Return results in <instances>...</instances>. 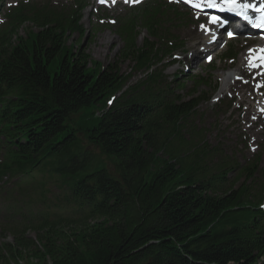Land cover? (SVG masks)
Instances as JSON below:
<instances>
[{
  "label": "trees",
  "instance_id": "16d2710c",
  "mask_svg": "<svg viewBox=\"0 0 264 264\" xmlns=\"http://www.w3.org/2000/svg\"><path fill=\"white\" fill-rule=\"evenodd\" d=\"M82 2L21 3L0 25V183L31 209L0 264H264L261 157L240 165L194 126L208 80L185 98L158 68L183 47L174 23L152 4L121 23L120 59L146 72L131 84L86 54Z\"/></svg>",
  "mask_w": 264,
  "mask_h": 264
},
{
  "label": "rangeland",
  "instance_id": "374dc122",
  "mask_svg": "<svg viewBox=\"0 0 264 264\" xmlns=\"http://www.w3.org/2000/svg\"><path fill=\"white\" fill-rule=\"evenodd\" d=\"M24 1H32L35 3H42V0H0L2 4L0 10V23L2 22V16L6 14L8 7L13 6L14 3ZM53 7L58 9L69 8L72 0H49ZM90 3V0H88ZM153 3L156 2L152 0ZM160 1V0H159ZM167 4H171L165 0H161ZM92 2V0H91ZM131 12H128L127 8L119 7L113 11H107L105 9L96 10L95 8L85 9L82 13V28L86 32V36L81 40V45L84 48L86 54L91 57V61L100 63L104 68H107L115 63H117L118 68L121 73L125 76H132L131 82L139 81L143 74H135L132 71L134 63L124 60L121 58V53L124 48V42L121 36L118 34L119 25L128 19ZM196 17H189L187 23L183 25V28L178 30V35L181 40L186 42L184 52L181 54V65H175L174 67L169 68L165 76L168 79V82L171 83L174 81L175 76L183 71H187L190 66V61L192 55L194 56L197 51V45L195 41L202 38L200 36V31L197 29ZM109 19H114L117 21V24L113 27H110ZM30 28H32L30 26ZM28 29V26L25 30ZM33 31H37V28H32ZM24 35V32H21ZM138 47L143 45V40L148 39L146 31L144 29L138 30ZM79 38L74 36L71 39V42L77 43ZM244 41L241 38H237L229 44L227 47L228 50H234L239 53L238 61L239 62L242 56L245 54L242 47ZM224 51V52H226ZM185 53V54H183ZM198 64L191 69V76L204 77L205 79L211 78L209 82V89L202 88L200 92H207L210 94V100L201 105L200 109L197 112L196 116V125L207 135V141L211 145H221L224 153L227 155H232L241 164H244L251 160L253 155L259 154L262 159V170L264 171V120L263 121H254L253 112H257L255 109V104L252 102L253 108L251 112L248 113L249 117L245 118L247 110V104L245 101L250 102L251 96L258 94V88L262 85L263 81L258 78L260 72L253 74L249 67V75L239 82H235L234 86L227 88V91L222 95H219L221 91V82L223 77L226 75L227 70L234 69L233 72H237V64L231 65L226 63L223 59L215 57L214 63L211 68L213 71H210L209 68L204 64L205 59L203 56L199 55ZM238 73V72H237ZM240 76L241 73H238ZM190 80V79H188ZM183 82H187L184 80ZM191 82V81H190ZM187 88L190 90L192 84L188 83ZM216 89L213 93L212 89ZM119 97V95H117ZM116 96V97H117ZM183 96L187 97L188 94L184 91ZM221 96V97H220ZM223 99L224 102L230 101V99H235V107L227 115H224L222 111L214 113L213 108L219 102H215L217 98ZM215 101H214V100ZM213 100V101H212ZM7 186L1 185V188ZM9 188V186H8ZM10 200L5 197L0 192V245L7 244L15 247V237L8 231L7 226H19L17 223L22 222V217L18 215H9L12 210ZM15 206V205H14ZM27 210H31L26 207L19 211L25 213ZM17 211V210H16ZM22 227L23 226H19ZM24 238L37 241V234L32 230H27L24 234Z\"/></svg>",
  "mask_w": 264,
  "mask_h": 264
},
{
  "label": "snow or ice",
  "instance_id": "6c2138e0",
  "mask_svg": "<svg viewBox=\"0 0 264 264\" xmlns=\"http://www.w3.org/2000/svg\"><path fill=\"white\" fill-rule=\"evenodd\" d=\"M101 2H104V0H101ZM116 0H112V3H115ZM139 3L140 0H125V3ZM225 2L228 4V10L229 11H233L236 12L237 15H241L243 16V18L245 20H248V16L245 14V12L243 11L244 9H247L249 7L254 8L255 11L257 12H264V4H261L260 7L256 8L253 5H249V4H239L238 0H225ZM207 6L208 7H218V5L215 3V0H207ZM194 7L196 8H200L201 4H195ZM223 10V9H221ZM218 20L217 17H212L211 18V22L212 23H216ZM258 27H264V15L261 16V20H260V24L257 25ZM201 28H204V25H201ZM258 62H252L250 63V67L253 68H258L261 67L262 65H264V55H262L261 57L257 58ZM264 207V206H262Z\"/></svg>",
  "mask_w": 264,
  "mask_h": 264
},
{
  "label": "bare ground",
  "instance_id": "6f19581e",
  "mask_svg": "<svg viewBox=\"0 0 264 264\" xmlns=\"http://www.w3.org/2000/svg\"><path fill=\"white\" fill-rule=\"evenodd\" d=\"M28 27H30V26H28ZM30 30V29H29ZM27 31H28V29H26V31H22V32H24V35L22 34V33H20V37L21 36H25L26 34H27ZM33 32H36L37 33V31H33ZM18 39H19V37H17ZM22 38H25V37H22ZM16 40V39H15ZM17 43L15 42V44L14 45H16ZM199 54H196V56H198ZM259 55V56H258ZM262 55H264V47H263V49H260L259 51H258V53H257V58L258 57H261ZM240 62H242V64H243V66H245L247 63H252V62H258V60L253 56V54L251 53V54H248V55H243V57L241 58V60H240ZM239 68V67H238ZM241 68H242V66H241ZM261 70V71H264V65H262L261 67H258V68H253V70L254 71H257V70ZM240 71V70H239ZM261 77L262 78H264V73L261 75ZM236 78V75L234 74L233 75V73H231L227 78H226V80H227V82L226 83H231L234 79ZM225 80V81H226ZM229 87V86H228ZM226 88H227V84H223V86H222V88H221V91H220V93H219V95H221L225 90H226ZM247 105L249 106V102H247ZM246 112L247 113H249V107H248V109L246 110ZM259 118H262V116H259Z\"/></svg>",
  "mask_w": 264,
  "mask_h": 264
}]
</instances>
